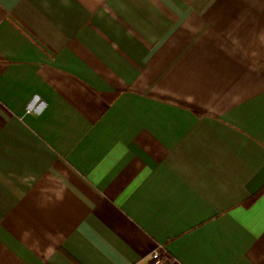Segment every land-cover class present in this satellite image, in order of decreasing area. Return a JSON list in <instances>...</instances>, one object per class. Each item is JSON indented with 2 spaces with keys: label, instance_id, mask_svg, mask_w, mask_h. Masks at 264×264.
Masks as SVG:
<instances>
[{
  "label": "crops",
  "instance_id": "1",
  "mask_svg": "<svg viewBox=\"0 0 264 264\" xmlns=\"http://www.w3.org/2000/svg\"><path fill=\"white\" fill-rule=\"evenodd\" d=\"M264 264V0H0V264Z\"/></svg>",
  "mask_w": 264,
  "mask_h": 264
},
{
  "label": "built area",
  "instance_id": "2",
  "mask_svg": "<svg viewBox=\"0 0 264 264\" xmlns=\"http://www.w3.org/2000/svg\"><path fill=\"white\" fill-rule=\"evenodd\" d=\"M151 264H168V258L162 255L159 250L153 251Z\"/></svg>",
  "mask_w": 264,
  "mask_h": 264
}]
</instances>
